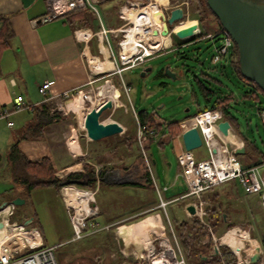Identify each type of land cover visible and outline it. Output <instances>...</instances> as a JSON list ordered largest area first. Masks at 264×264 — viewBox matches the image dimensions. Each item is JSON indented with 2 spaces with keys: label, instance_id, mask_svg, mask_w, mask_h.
Segmentation results:
<instances>
[{
  "label": "crops",
  "instance_id": "crops-1",
  "mask_svg": "<svg viewBox=\"0 0 264 264\" xmlns=\"http://www.w3.org/2000/svg\"><path fill=\"white\" fill-rule=\"evenodd\" d=\"M127 1L102 0L97 3L101 5L106 16L117 9V20L120 21L117 26H113L108 20L106 25L97 8L98 15L90 10L93 13L92 21L84 27L74 26L66 21L63 15L50 21H41L42 16L48 12L47 0H0V17L7 19L13 29L9 45L3 50L0 58V108L12 109L14 99L18 95L22 96L24 103L27 104V107L11 112L8 118L0 119V155L6 159L7 151L13 144L16 147L20 144H32L33 149L23 152L21 150V153L29 160L49 157L56 171L55 176L59 180L67 178L72 173H84V165H88L89 170L93 169L95 174V180L91 181L88 189L94 191V201L91 204L96 207V213L89 219L88 234L81 239H72V229L63 198H60V202L66 212L68 230L71 234L66 240L57 244H46L41 234L38 216L32 208L18 210L17 205H14L12 219L38 228L45 246L56 248V245L64 243L76 244L71 252L63 251L58 254L56 257L58 264H146L141 255H144L152 246H156L158 237L167 235L169 231L164 215L159 212L160 208L163 209L158 205L159 199L155 203V199H147V194L140 191L142 189L140 186H150L154 177L149 174L135 140L136 112L133 114V122L117 116L119 107H123L127 112V106L121 95L122 72L133 67L124 69L121 75L112 71L106 75L110 76L106 79L107 83H111L112 89L109 91L114 94L115 91H119V97L112 100L114 106L108 115V120H115L122 126L123 130L120 133L96 141L88 139L85 134V114L82 112L84 104L81 99H77L79 97L77 95L71 100L61 96L66 91L82 89L89 81L91 73L85 54L97 56L99 59L105 58L108 54V59L111 61L109 55L114 53L112 41L114 42L120 35L117 29L123 22L118 15V10ZM166 1L155 0L156 4ZM187 19L197 20L191 19L189 13ZM99 22L105 28L114 30L108 34L112 50L106 49V54L103 49L106 46L103 43L100 46L96 37V32L100 28ZM2 23L3 21L0 20V28ZM171 39L173 41L172 37ZM167 41L168 45L171 44V40L165 38L164 45ZM44 82H50L48 95L51 98L48 100H44L38 91V87ZM52 115L54 119L48 121L46 117ZM79 119L83 122L80 123ZM8 120L13 122L11 126L7 124ZM184 120L179 122V131L181 122ZM157 121L161 120L157 119ZM187 123L189 122H182V126ZM16 125L21 128L16 129ZM165 132V126H162L154 136H147L146 146H149L151 142L157 143L158 146H162L166 141L174 143V137L170 139ZM130 138L131 141H129ZM174 145L177 153V145L175 143ZM148 154L150 157L151 153ZM150 161L151 165L155 163L152 157ZM4 163L3 160V166ZM168 164L170 167L171 164ZM166 172L169 173L171 180L163 185L165 191H178L180 180L183 187L182 193L166 200L180 197L185 193L186 185L181 177L178 161L176 172L172 176L169 170ZM87 178L88 175L85 174L74 182L86 183ZM53 187L59 196L60 188ZM34 190L36 188L32 191ZM4 191L18 193L6 200L0 199V207L3 202L9 203L12 199L23 198V195L27 194L24 186L16 183L9 184ZM158 191L157 187V196ZM203 198L207 202V207L217 208V213L212 212L213 219H218L220 216L218 213H222V217L225 215L223 223L218 224L216 228L223 229L226 221L232 222L234 219H244L250 225L253 214H264L257 195L244 192L242 198L228 190L220 191L214 186L203 193ZM182 199L187 198H179L176 201ZM25 202L26 200L24 204ZM189 204L191 201L186 203L185 221L190 220V213L187 211ZM163 210L170 222L166 209ZM91 223H95V226ZM234 228L239 229L238 226ZM237 229H228L235 232L237 236L227 240L237 239L246 242L250 239L251 225L247 226V231L244 230L240 234L237 233ZM214 233L215 231L213 236L216 235ZM223 234L220 237L221 240H224ZM252 234L250 233L251 238L256 241L258 236L255 233ZM213 242H210L207 252L213 251L210 246ZM256 246L257 243L252 242L245 249L254 253ZM260 258H263L261 246ZM245 259L242 264L254 263L253 259L244 262ZM238 263L239 257H237Z\"/></svg>",
  "mask_w": 264,
  "mask_h": 264
},
{
  "label": "built area",
  "instance_id": "built-area-1",
  "mask_svg": "<svg viewBox=\"0 0 264 264\" xmlns=\"http://www.w3.org/2000/svg\"><path fill=\"white\" fill-rule=\"evenodd\" d=\"M102 0H47L48 12L42 16L41 21H50L56 17L71 11L73 9L86 7L98 15L97 3ZM154 3V9H148L149 4ZM180 6L183 8V18L176 21L173 26L169 27L166 35L162 34L163 22L168 17V12L173 7ZM148 13L142 12L146 9ZM158 10L159 21L154 19V12ZM136 14L141 15L139 20H133L132 17ZM118 15L122 19V25L117 29L120 33V39L117 42L119 54L116 58L114 53L109 55L113 64L112 70L103 69L100 67L94 71L90 68L92 55L85 54L86 62L91 73L86 86L92 85L100 79L99 76L108 75L109 72H115L121 75V72L126 68H132L142 64L151 57L162 51L167 44L164 45L163 38H170L176 29L187 27L192 22L197 20H188V4L179 3L175 6H168L167 3H155V0H148L147 3L138 0H128L120 6ZM137 15V16H138ZM138 20V21H137ZM100 28L96 32L98 43L106 46L107 50H112L109 43L108 34L114 32L113 29H107L101 22ZM156 31L154 34L153 32ZM200 33L199 25L194 35ZM218 37L221 40L219 45L214 44V53L211 61L219 62L222 58L228 55L230 48L233 46V40L229 33L223 28L219 33L207 34L208 39ZM191 37V36H190ZM188 37V38H190ZM185 38V39H188ZM125 53H127L125 55ZM104 61V58L102 59ZM102 66V65H100ZM124 91L127 93L128 88L124 81H121ZM50 82H44L38 87L39 93L48 100L51 96L48 95ZM113 87V86H112ZM93 94L99 95L103 93L101 86H95ZM112 89V88H111ZM79 96L82 103L85 105V110H90L96 103L92 99L91 94H83L82 89L75 91H66L62 93V97L66 100H71L75 96ZM114 93L110 92L107 99L114 100ZM27 107L23 97L18 95L14 99L12 109L1 107L0 119L8 118L11 112ZM258 115L261 123L264 126V106L259 108ZM135 119L137 121L136 115ZM223 120L222 112L218 109H205L193 114L186 119L189 122L187 127L182 126L180 131L174 137V143L177 145V160L180 167V174L186 185V191L178 198L166 200L163 199L158 191V205L165 207L176 201L179 198H192L191 204L195 208V216L206 226V206L207 202L203 198V193L211 187L219 185L223 182L234 180L242 190L249 195H257L259 198L260 208L264 211V173H261L259 168L264 165H254L244 168L236 156L235 150L243 146L242 139L235 134L233 128H228V134L223 135L218 129V123ZM185 121V120H184ZM11 126L12 121H7ZM195 127L199 132L202 140V145L206 148L208 156L204 159H195L192 152L185 150L181 141L183 131ZM155 133L152 129L145 131L137 122L136 143L138 144L140 155L144 160L145 166L152 176L151 161L148 152L146 151V138L152 137ZM231 135V136H230ZM229 137L237 139V143H233ZM214 150V151H213ZM74 187L75 185H64L60 187V194L68 211L69 222L72 229V239L77 240L84 237L87 233V226L90 223L89 219L96 213V207L91 203L94 201V191L88 188H80L84 190V195L80 197V202L76 204H68L61 193L63 187ZM85 198V201H82ZM14 204L9 202L5 206L0 207V264H58L55 255V246H45L38 228L29 226L21 221L13 220ZM95 226V223H91ZM174 234L172 227L170 229ZM173 243L167 235L158 237L156 246H152L141 257L146 261V264H190L185 259V254L173 235Z\"/></svg>",
  "mask_w": 264,
  "mask_h": 264
},
{
  "label": "rangeland",
  "instance_id": "rangeland-1",
  "mask_svg": "<svg viewBox=\"0 0 264 264\" xmlns=\"http://www.w3.org/2000/svg\"><path fill=\"white\" fill-rule=\"evenodd\" d=\"M182 2L183 4L187 3L186 0H181L176 2V5ZM166 3L169 7L175 6L170 3V0H167ZM97 8L101 14L103 22L106 25L107 20L111 22L113 26H117L119 24L120 21L117 20L116 14L117 9H114L109 16H106L100 4H97ZM113 22H115V24H113ZM198 24L203 33L214 31V20L211 15H208L206 18L204 17V19ZM194 38H197V36H191L190 40H182L176 37L175 44L170 38L171 44H169L167 48H164L162 51L158 52L157 55L155 54V56L151 57L143 64L136 65L132 69L122 72V78L126 86H129L127 93L123 88L121 90L122 99L127 106V112H125L123 107H119L117 109V116H120L123 120L133 122V114H135V112L137 113L145 110L149 113L154 111L158 120L178 121L182 120L186 116H192L199 109H209L210 106L204 101L203 97L197 90L194 78L195 75H200V72L203 71L216 77L220 81V83H218V88L221 89L222 92L226 93L233 91L234 99L230 103L229 107L231 115L235 118V121L231 122L232 128L240 137L249 138L260 150L264 151V126L258 115L260 103L242 96V83H240L234 73L231 72V68L228 65L231 50H229L228 55L222 58L219 62L213 63L211 61V57L214 53V44L219 45L221 40L219 38L213 40L208 39L205 35L200 37L198 40H193ZM112 44L114 55L117 58L119 50L118 48L116 49V39L114 42L112 41ZM166 66L172 73L175 74V78L164 74V68ZM148 67H150V69L141 75V72ZM214 67H216V70L213 69ZM220 67H224L225 72L223 74H220L217 70ZM108 77L106 75H100V79L92 85L93 89L90 90V86L87 85L82 88V93L91 94L92 99L96 102L101 99H107V95L110 94L109 90L111 89V83H107L106 80ZM95 86L102 87L103 93L101 95L93 94L96 90ZM261 99V104H263V95H261ZM83 107H85V105H83ZM110 111L111 110H107L103 113L102 121H107L109 119L108 115ZM82 112L85 114L87 111L83 108ZM79 120L81 121L80 123L83 122V120ZM183 122L187 121L185 120ZM15 128L20 129L21 126L16 125ZM230 140L235 143V140ZM31 145L20 144L17 148L23 152L24 150L33 149V146L31 147ZM145 148L148 153H151L150 158L152 157L155 159V163L151 165L154 181L151 182L150 186H140L142 188L140 191H144L147 194V199H155V203L158 202V196L156 193L157 187L159 188L160 195L164 199H168L182 193L183 187L181 180L179 182L180 187L178 188V191H165L163 189V185L171 180L169 173L166 171L169 170L172 176L177 169L178 160L174 143L166 141L162 144V146H158L157 143L151 142L150 145ZM15 150L16 149H14V152ZM8 151L5 156L6 159H3L5 161L4 166L2 164L0 166V199L4 200L18 193L17 191H4V188H7L9 184L13 185L15 182L12 180L15 178V175L18 173L21 174V170L19 168L16 169L17 173L12 170V162L9 158H7ZM191 152L195 159H204L208 156V152L203 145L191 150ZM168 163L171 164L170 167ZM260 172H264V167L260 168ZM76 187L79 189L81 188L78 186ZM215 187L219 188L220 191L228 190L238 197H244V191L241 190L242 188L240 185L234 180L223 182ZM253 197L257 198L256 196ZM23 198L26 200L25 204L23 203V205H17V208L18 210H24L23 208H32L36 212L42 232L41 234H43L46 244H57L70 237L71 231L68 230V219L60 202V198L62 199V196L61 194L58 196L54 187H38L36 190L31 191L30 194L23 195ZM190 201H193L192 198L182 199L172 202L165 207L171 223L168 221L169 219H167L164 210L161 208L159 209L160 214L164 215L166 225L169 228L167 236L172 243L173 235L178 241L175 225L186 219L185 207L186 203ZM189 216L191 218L190 214ZM15 217L20 219L17 216ZM233 221L236 226L239 227V229H237V233L239 234L244 232V230L247 231V226L251 225L250 233H255L258 236L257 238L255 237L256 241L251 238L252 236L250 233V239L246 242H242L237 239L227 240L224 237L223 238L226 241L221 240L220 237L222 234L228 230L225 227L223 229L216 228L214 233L216 234L215 236H213V231L211 232L208 230L207 235L204 238L205 241H214L213 243L215 244L220 243L227 245L233 250L231 251L236 255V257H239L238 252L241 251L242 259L246 258V253L255 255V252L252 253L251 250L246 251L245 248H247V246L252 242L260 245L259 238L262 234H264V214H253L250 219V225H248V222L244 219H234ZM170 226L173 227L174 234H172ZM203 226H206V224H203ZM209 239H211V241ZM75 245L76 244L74 243H64L59 246L56 245V257H58V254L63 251L71 252ZM255 261L253 260V262Z\"/></svg>",
  "mask_w": 264,
  "mask_h": 264
},
{
  "label": "trees",
  "instance_id": "trees-1",
  "mask_svg": "<svg viewBox=\"0 0 264 264\" xmlns=\"http://www.w3.org/2000/svg\"><path fill=\"white\" fill-rule=\"evenodd\" d=\"M144 3H147L148 0H142ZM181 0H170L172 5H176V2ZM188 4V13L191 19H197L198 23L206 18L208 15H211L214 20V31L209 33H219L223 27L221 26L218 18L211 12L209 9L206 0H186ZM179 4V3H178ZM65 17V20L69 23L73 24L74 26H86L87 24L92 21L93 13L86 7L73 9L62 14ZM0 20L3 21L1 28H0V58L3 50L8 47L9 41L13 36V29L10 26L7 19L0 17ZM199 25V24H198ZM200 28V26H199ZM209 33H203L200 28V33L195 35L197 38L193 40H198L202 36H207ZM174 34L172 35L173 43L175 44ZM218 37L216 36L215 39ZM120 39V35L116 39V49L118 48L117 42ZM190 38L186 40H190ZM184 40V39H182ZM230 59L228 65L231 68V72L238 78L239 82L242 83V96L244 98H250L255 100L256 102L260 103V107L264 106V103L261 104L262 99L261 95L264 97V91L258 87V85L245 78L239 68L238 62V49L236 44L233 42V46L230 48ZM212 60V59H211ZM216 70V67L213 68ZM220 74H223L224 67H220L217 69ZM195 84L197 87L198 92L203 97L204 101L210 106L209 109H218L222 112L223 120H228L230 125L231 122L235 121V118L231 115L229 111L230 103L234 99L233 91L229 92H222L221 89L218 87V83L220 81L206 73L201 71L200 75H195ZM258 108V110H259ZM205 110V109H204ZM203 111V109H199L197 112ZM196 112V113H197ZM156 113L153 111L151 113L143 110L136 113L137 122L140 126L144 128L145 131L152 129L154 133L159 131L162 126L166 128L167 136L172 139L175 135L179 132V122L178 121H157ZM48 121L54 119V115L46 117ZM190 118V116H186L184 119ZM102 119V116H101ZM232 127V126H231ZM235 131V130H234ZM236 133V132H235ZM237 134V133H236ZM238 135V134H237ZM239 136V135H238ZM240 137V136H239ZM136 138V137H135ZM243 142V147L245 148L244 153L237 154L238 159L240 160L242 166L244 168L254 166V165H261L264 163V151L260 150L253 141L249 138L240 137ZM132 139L130 138L129 141ZM136 140V139H135ZM14 149L15 152H14ZM9 160L12 162V170L16 172V169L19 168L21 170V174H16L13 181L16 184L22 185L25 188L27 194L38 187H47V186H55L59 187L60 181H70V180H79L85 174L88 175L86 183H73L81 188H89V185L92 180H95L94 170H89L88 165H84V173H72L67 178L63 180H59L55 176V169L52 165V162L49 157H42L38 160H29L25 157L20 150L17 149L16 145L13 144L10 146L8 151ZM3 157L0 155V165L3 162ZM17 173V172H16ZM62 175V174H61ZM60 175V176H61ZM212 188V187H211ZM210 188V189H211ZM207 212V223L209 226H203V224L199 221L196 216H191L189 221H181L177 225H175V230L178 236V242L185 254V259L190 264H237V257L231 251V249L224 244L217 243L218 253L211 254L207 252L208 246L210 242L208 240L203 242V239L206 237L208 230L211 232L215 231L218 224L223 223L222 213L218 216V219L215 220L212 217V212L217 213L216 207H206ZM227 218V214H226ZM225 224L226 229H230L235 227L236 224L234 222H228ZM209 228V229H208ZM237 229V228H233ZM182 230V231H181ZM209 234V233H208ZM211 241V239H209ZM259 243L263 251V258H258L253 264H264V234H262L259 238ZM247 244V243H246ZM230 246V245H229ZM206 256V259L203 260L201 257ZM239 256V263L242 264L243 259L241 257V251L238 252ZM247 260L255 259L257 256L252 255L251 253H246ZM242 260V261H241Z\"/></svg>",
  "mask_w": 264,
  "mask_h": 264
},
{
  "label": "water",
  "instance_id": "water-1",
  "mask_svg": "<svg viewBox=\"0 0 264 264\" xmlns=\"http://www.w3.org/2000/svg\"><path fill=\"white\" fill-rule=\"evenodd\" d=\"M206 2L211 12L218 18L221 26L229 33L237 46L241 74L245 78L255 82L264 91V0H206ZM168 14L166 21L163 22V35L168 33L169 27L173 26L176 21L183 18V8L180 6L173 7L169 10ZM197 25V22H193L187 27L176 29L174 35L179 39L193 36L197 30ZM153 33L155 34L156 31ZM149 69L150 67L144 69L141 75ZM164 74L175 78V74L167 66L164 68ZM101 94L102 92L100 91L99 95ZM117 97H119V91H115L113 95V98ZM113 106L114 103L110 98L101 99L85 113L84 127L88 139L96 141L122 132V126L115 120L102 121L101 119L103 113L111 110ZM230 126L228 120H222L218 123V129L223 135L228 134ZM181 141L184 149L188 151L202 145L201 137L195 127L183 131ZM244 151L245 148L242 146L236 149L235 153L242 154ZM97 175H99L98 172ZM73 183V180H64L60 181L59 185L61 187ZM10 202L14 205H21L24 203V199L16 197ZM6 204L7 202H3L2 206ZM187 211L191 215H195V208L192 204L187 206ZM223 217L225 218V215ZM1 227L2 223L0 222ZM217 245L212 243L210 246L213 248V251L209 253H218ZM255 255L257 257L253 259L254 261L260 257L259 245L255 247ZM201 258L205 260L206 256H202Z\"/></svg>",
  "mask_w": 264,
  "mask_h": 264
},
{
  "label": "bare ground",
  "instance_id": "bare-ground-1",
  "mask_svg": "<svg viewBox=\"0 0 264 264\" xmlns=\"http://www.w3.org/2000/svg\"><path fill=\"white\" fill-rule=\"evenodd\" d=\"M156 1H162V0H156ZM147 8L148 9H154V3L149 4V6ZM147 8L144 9V10H142L143 14L144 13H148ZM155 11L156 12H154V15L153 16H154V19L156 21H158V17H159L158 13L159 12H158V10H155ZM137 15L138 14L135 13V15L132 17V19L135 20V21H136V19L139 20V18H140L141 15H138V16ZM164 39H165V37L163 38V43H164ZM103 49H104V52L106 54L107 53L106 52V49L107 48L105 47ZM126 54L127 53H125V55ZM100 65H102V66H100ZM100 67H104L103 69H107V70H110V69L113 68L112 62L108 59V54L105 55L104 61H102V59H99L97 56L91 57V61H90V68H91V70L94 71V70H96V69H98ZM77 99L80 100L79 97H77ZM188 125H189V123L183 125V127H187ZM229 139H235V138L229 137ZM235 143H237V140L235 141ZM83 191L84 190L79 189V188H74V187H68V186H66V187H63L62 188L61 193L64 195V198L67 201V203L71 205V204H76L77 202H80L81 201L80 200V197L82 195H84V192ZM82 201H85V198H83ZM236 236H237V234L235 232L231 231V230H226L224 232V234H223V237L226 238V239H228V238H234Z\"/></svg>",
  "mask_w": 264,
  "mask_h": 264
}]
</instances>
